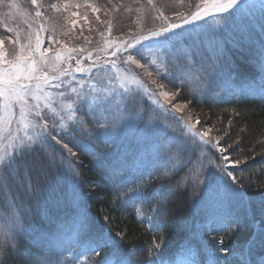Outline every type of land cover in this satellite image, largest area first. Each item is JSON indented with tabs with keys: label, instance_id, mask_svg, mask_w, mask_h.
I'll return each mask as SVG.
<instances>
[{
	"label": "snow or ice",
	"instance_id": "6c2138e0",
	"mask_svg": "<svg viewBox=\"0 0 264 264\" xmlns=\"http://www.w3.org/2000/svg\"><path fill=\"white\" fill-rule=\"evenodd\" d=\"M143 2L149 8L143 23L109 39L112 22L98 13L119 11L121 0L99 7L95 0H26L27 9L19 0H0L7 9L0 20L18 18L26 26L22 34L4 23L0 32V264H264V201L257 207L247 199L244 175L257 154L264 159V139L257 141L260 153L244 154L238 140L228 142L230 131L210 136L215 125L197 111L209 100L228 103L227 96L247 94L228 87L223 37L239 31L250 38L254 22L264 35V0H163L188 5L171 15L157 0ZM89 9L107 24L103 46L68 47L57 30L72 36L81 19L89 23ZM49 12L60 19L46 28ZM254 51L264 73V39ZM260 91L264 99V79ZM133 128L143 150L130 160L124 145ZM85 159L110 186L109 212L132 207L152 233L149 242L113 232L109 214L97 220L89 213L81 188ZM57 175L72 184L73 198L63 226L48 232L32 218ZM210 192L218 208L193 231L177 206ZM181 228L189 236L171 253L165 233ZM205 233L217 234L214 244L202 241ZM242 233L244 243L232 245Z\"/></svg>",
	"mask_w": 264,
	"mask_h": 264
},
{
	"label": "trees",
	"instance_id": "16d2710c",
	"mask_svg": "<svg viewBox=\"0 0 264 264\" xmlns=\"http://www.w3.org/2000/svg\"><path fill=\"white\" fill-rule=\"evenodd\" d=\"M245 37L248 38L245 44H240V47H228L225 50L231 75L235 80H248L255 77L257 73V62L254 58L256 54L255 51H250V48L254 40H261V36L253 34L250 38L246 35ZM198 108L206 109V114L212 118L211 120H217L220 128L223 130L227 128V131L231 133V139L228 142L238 140L240 142L239 148L243 150L244 154H251L250 150L252 149L255 153L262 151V146L257 141L264 139V100L241 98L229 103L208 101L201 103ZM232 109L239 111L240 116H235ZM229 120L233 122L231 127L228 125ZM248 163L250 167L244 173L246 177L245 192L247 198L254 199L264 194V172L261 171L264 169V159L257 154L255 160ZM83 174L84 182L81 188L87 201L89 213L99 220L96 213L103 211V215L109 214L113 217L110 225L113 226L114 232L122 229L127 230L130 233V239H133L135 243L143 245L149 242L152 233L139 223L136 215H134L135 211L129 213L127 217H122L120 212H109L107 205L110 187L106 184L100 169L85 159ZM248 176H251V182L248 181ZM67 184L68 182L59 175L52 179L44 193V205L32 218L37 227L53 232L57 226L64 224L67 217L65 214L70 211L72 204L69 198L70 194L67 191ZM176 214L184 217L186 221H191L196 216V199L188 198L182 201L177 206ZM165 235L168 237L169 251L174 253L178 246L185 241V238L189 236V233L181 228L169 229Z\"/></svg>",
	"mask_w": 264,
	"mask_h": 264
},
{
	"label": "rangeland",
	"instance_id": "374dc122",
	"mask_svg": "<svg viewBox=\"0 0 264 264\" xmlns=\"http://www.w3.org/2000/svg\"><path fill=\"white\" fill-rule=\"evenodd\" d=\"M48 2H49V0H45V3H48ZM51 2H55V0H51ZM95 2L97 4V6L99 7L100 4L104 3V0H95ZM19 3H20V6L22 8L27 9L30 7L26 3V0H19ZM156 7L164 10L165 13L168 15H171L173 11L187 12L189 10V7L187 4L181 5L178 2L165 4V3H163V0H157ZM128 8H131L132 11L128 12L127 11ZM137 9H140V11H137ZM75 10L80 12L81 14L84 12L83 8L75 9ZM6 11H7L6 8H0V12H6ZM148 11H149V8L146 5V3L143 2V0H142V3L139 5L130 3V0H121V3L119 5V11L109 12L107 15H105V12L102 10L100 13H98V15L101 18V21L111 20V22H112V32L110 35H108L107 24L96 22L95 16L97 14H93L91 12V10L89 9L88 10V17H89V23L88 24H84L83 20L81 19L78 22L76 28L73 29V35L69 36V37L60 36L59 35V29H58L57 30L58 31L57 38L64 41V43L68 47H85V48L91 49L92 47L97 46V41L100 42L99 46L102 47L103 46V40L100 36V32H104L105 35H108L109 39L119 38V37H121V34L126 33L129 28L135 29L136 28V21L138 19L142 18ZM48 15L51 16L53 19L52 20H48L47 18L45 19L44 24H45L46 28L49 26V24L60 19V14H57L54 12H49ZM152 15H154V13H152ZM260 15L261 14H260L259 10H256V12H255L256 20H259ZM140 22L143 23V20L140 19ZM4 23H8L9 26H19L22 34L26 30V26L23 24L22 20H20L18 18H10L8 20H0V32H3V24ZM148 26H152V25L149 24ZM34 27H35V25H34ZM81 29H83V35H80ZM260 33L261 32H260L258 23L254 22V31L251 35H253V34L259 35V36H261L260 37L261 39H264V35H260ZM47 35H48V33H45L46 37H47ZM245 35L248 36L247 34H245ZM245 35H241V33L239 31L226 33L223 37L225 50L228 47H237L236 46L237 43L245 44L246 41L248 40V38L245 37ZM84 36L89 37L91 44L87 43L84 40ZM237 36H239V37H237ZM260 41L261 40H254L253 45L250 48V51H254V49L259 48ZM46 43H47V40H46ZM254 58H255V61L257 62L256 76L253 78H249L248 80H233V78H231L229 85H228V87L232 90L246 89L247 94H240L239 92H237L234 95L227 96V99L229 101H233L235 99L244 98V97L257 98V99L264 100L261 98L262 94L260 91L261 86H262V79H264V73H261V71L259 69L257 57L254 56ZM84 63L87 64V61H84ZM73 67H75L74 62H73ZM215 91H219V89L217 88ZM222 95H224V94L222 93ZM209 101H213V100H209ZM215 101L220 102L219 99H217ZM197 111L200 113V120L203 121L205 118L204 114L207 113V110L206 109L201 110L198 108ZM182 114L184 115L185 118H188L191 115V112L189 109L185 108V109H183ZM211 119L212 118L209 119L208 123H209V125L214 124L215 127L213 128V131L210 133V136H216V135L222 136L223 132L227 131V128H224V130H223L222 128L219 127V122L217 120L215 121L214 119L213 120H211ZM169 122H171V121H169ZM198 128H199V126H198ZM216 129H220L221 131L217 132ZM139 139H140V134L138 133V131L135 128H133L132 130L129 131V133L127 135V139L125 141L124 150L126 151L130 160L132 159V157L134 155L137 154L138 149H140L141 151L143 150V145H141L139 143ZM221 143H224V140H222ZM136 162L138 163V161H136ZM67 182H68V184L66 187H67L68 193L70 194L69 198H70V201L72 203L74 190H73L72 184L69 181H67ZM247 199L250 200L253 204H255L258 207L260 202L264 201V194L254 198V199H249V198H247ZM217 208H218V204L216 202V194L214 192H210L205 200H203V201L196 200V216L193 219H191V221L188 220L186 222L191 227V229L194 231V230H196V228L200 224L206 223L209 215L214 210H216ZM133 211H134V209L132 207H129L126 210H121V211H116V212L117 213L120 212V214L123 215L122 217H127L128 214L133 212ZM96 214H97V216H99L98 219L101 220V218L103 216V211H102V213L98 211ZM65 216H67L66 219H68V217L70 216V211L67 212L65 214ZM68 222L70 223V220ZM108 226H110L113 230L112 225H108ZM114 231L115 230H113V232ZM216 235L217 234H215V233H211V234L205 233L202 235L201 239L203 242H205L209 245H212L215 243L214 239H215ZM244 238L245 237H244L243 233L238 234L232 240L231 244L239 247L240 245H242L244 243ZM259 254L260 253L258 250L257 255H259ZM254 259H255V257H254Z\"/></svg>",
	"mask_w": 264,
	"mask_h": 264
}]
</instances>
